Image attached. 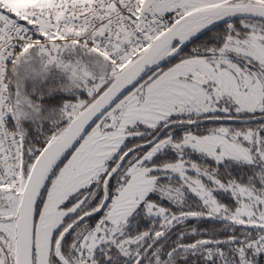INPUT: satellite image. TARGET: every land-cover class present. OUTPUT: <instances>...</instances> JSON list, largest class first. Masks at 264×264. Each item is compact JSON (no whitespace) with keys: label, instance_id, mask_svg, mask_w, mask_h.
Masks as SVG:
<instances>
[{"label":"snow or ice","instance_id":"6c2138e0","mask_svg":"<svg viewBox=\"0 0 264 264\" xmlns=\"http://www.w3.org/2000/svg\"><path fill=\"white\" fill-rule=\"evenodd\" d=\"M0 264H264V0H0Z\"/></svg>","mask_w":264,"mask_h":264}]
</instances>
